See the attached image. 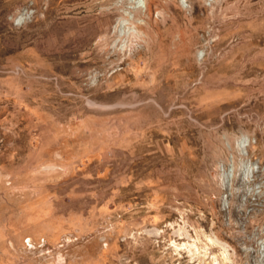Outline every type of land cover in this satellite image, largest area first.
I'll return each mask as SVG.
<instances>
[{
    "label": "rangeland",
    "instance_id": "rangeland-1",
    "mask_svg": "<svg viewBox=\"0 0 264 264\" xmlns=\"http://www.w3.org/2000/svg\"><path fill=\"white\" fill-rule=\"evenodd\" d=\"M140 1L0 0V264H264V0Z\"/></svg>",
    "mask_w": 264,
    "mask_h": 264
},
{
    "label": "built area",
    "instance_id": "built-area-1",
    "mask_svg": "<svg viewBox=\"0 0 264 264\" xmlns=\"http://www.w3.org/2000/svg\"><path fill=\"white\" fill-rule=\"evenodd\" d=\"M226 1L227 0H176L178 8L186 13H193L196 7V2H200L202 9L201 12L203 11V13L209 15L207 31L205 32V35H203V42L205 46L204 50H206L205 53L207 54L205 58L209 55L210 52L207 51V48L210 49L212 47V44H214L218 40V37H215L213 35V31L214 29H216L215 31L219 30V28L221 27L220 22H222V19H220L216 23L214 18L216 17L215 14L219 16L225 15L227 9V6H225ZM201 78L199 79L198 83L193 84V86H196V84H201Z\"/></svg>",
    "mask_w": 264,
    "mask_h": 264
},
{
    "label": "crops",
    "instance_id": "crops-1",
    "mask_svg": "<svg viewBox=\"0 0 264 264\" xmlns=\"http://www.w3.org/2000/svg\"><path fill=\"white\" fill-rule=\"evenodd\" d=\"M176 15V16H175ZM174 16L177 18V13H175L174 14ZM249 24H252V23H249ZM234 28V27H233ZM249 30L250 31H252L253 29H255L256 30V26L254 27V25H251V26H249ZM238 29H239V25L235 28V29H232V32L233 31H238ZM232 35H234V34H232ZM228 45L229 46H231V47H233V54H235V52H236V50L234 49V47H235V44L233 43V42H231V39H229V41H228ZM177 58V57H176ZM176 58H175V60H173L172 59V64H174L173 65V68H172V78H174V79H177V77L176 76H178L179 77V79L178 80H180V79H183L184 77L183 76H185V74L186 73H184L183 71H185L186 70V68H185V65L183 66V68H178L179 66H177V62H178V60H176ZM237 62V61H236ZM240 62V61H239ZM233 71H235V70H233ZM231 77V76H230ZM155 86L154 87H157L156 86V84H154ZM159 87L160 88H163V90H161V92L163 93V94H168V95H171L172 94V88H173V83H166L165 85H159ZM225 93V92H224ZM227 93H228V90H227ZM219 93H218V91H217V93H216V95H218ZM208 95H213L212 93H209ZM146 111H145V109L143 108L140 112H139V114H142V118L140 119V121L139 122H149V120L148 119H146L145 118V116H146ZM109 122H129V121H127V120H110ZM170 122H172V121H170Z\"/></svg>",
    "mask_w": 264,
    "mask_h": 264
},
{
    "label": "bare ground",
    "instance_id": "bare-ground-1",
    "mask_svg": "<svg viewBox=\"0 0 264 264\" xmlns=\"http://www.w3.org/2000/svg\"><path fill=\"white\" fill-rule=\"evenodd\" d=\"M146 0H141L140 1V3H142V5H141V7L142 8H145L146 6V2H145ZM148 6V5H147ZM148 8V7H147ZM125 22L126 21H123V20H121V21H119V25H118V27H123L124 25H125ZM124 48H125V46H122L121 48H120V50L123 52L124 51ZM207 54L205 53V51H203V52H200L199 54H198V59L201 61V60H203L204 58H205V56H206Z\"/></svg>",
    "mask_w": 264,
    "mask_h": 264
},
{
    "label": "clouds",
    "instance_id": "clouds-1",
    "mask_svg": "<svg viewBox=\"0 0 264 264\" xmlns=\"http://www.w3.org/2000/svg\"><path fill=\"white\" fill-rule=\"evenodd\" d=\"M25 11H27V10H25ZM11 19V18H10ZM16 24H17V26L19 27L20 26V20H17L16 21Z\"/></svg>",
    "mask_w": 264,
    "mask_h": 264
}]
</instances>
